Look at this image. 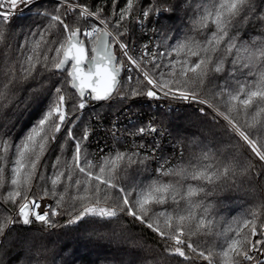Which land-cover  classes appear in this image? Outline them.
<instances>
[{
  "label": "trees",
  "instance_id": "16d2710c",
  "mask_svg": "<svg viewBox=\"0 0 264 264\" xmlns=\"http://www.w3.org/2000/svg\"><path fill=\"white\" fill-rule=\"evenodd\" d=\"M181 2L187 7L177 13L179 19L169 27L180 38L193 36L201 48L182 52L171 61L180 67L177 61L183 60V78L197 80L192 91L187 87L180 90L208 99L228 120L217 115L213 123L211 112L202 117L188 109L178 122L180 131L173 132L171 140H164L159 158L152 154L129 160L127 149L120 154L123 145L116 153L100 157L97 149L101 142L112 145L114 141L99 135L84 151L66 153L59 159L58 149L39 161H22L17 156V171L11 175V165L6 161L0 164V177L6 183L22 180L25 171L31 173V183L11 188L8 208L13 217L27 200L48 196L54 201L58 216L53 219L59 224L92 209L125 212L126 216V210H131L144 222L130 221L119 240H94L88 245L83 240L77 243L76 236L86 239L83 229L100 230L101 224L88 221L80 226V233L57 227L40 241L49 249L41 264H59L61 260L105 264L104 257H116L124 264H144L137 252L140 257L154 256L155 264H185L182 257L188 264H258L253 247L261 249L260 240L254 246L252 241L255 235L264 239V30L249 28L244 35V24L238 22L240 12H251L255 0H249L235 15L222 10L224 0ZM169 55H175L174 50L170 49ZM217 84L219 89L213 91ZM102 110L112 115L116 112L106 104ZM138 111L141 109L133 107L123 116L129 127V119L135 122ZM27 120V114L19 119L13 136L22 133ZM177 138L180 142L173 143ZM161 163L166 167L161 169ZM3 194L7 196L6 191ZM37 232L42 230L34 223L31 231L21 228L19 235L27 238ZM68 239H72L70 248L59 255ZM109 243L112 247L97 246ZM165 251L179 252L180 256H164ZM246 253L251 254L249 260L243 258Z\"/></svg>",
  "mask_w": 264,
  "mask_h": 264
},
{
  "label": "snow or ice",
  "instance_id": "6c2138e0",
  "mask_svg": "<svg viewBox=\"0 0 264 264\" xmlns=\"http://www.w3.org/2000/svg\"><path fill=\"white\" fill-rule=\"evenodd\" d=\"M247 4L249 0H224L221 8L235 15ZM185 7L181 0L170 4L167 0H0V164L6 161L11 165V175L17 171V156L22 161H39L58 149L59 159L66 153L84 151L99 135L114 141L97 149L101 155L116 153L123 145L120 154L127 149L132 160L161 151L164 140H171L173 132L180 131L178 122L190 108L202 117L211 112L215 123L217 113L208 99L191 98L180 91L186 87L192 91L197 84L196 78H183L185 62L178 60L180 67L171 62L182 52L201 48L193 36L180 38L169 27ZM239 21L244 24V35L249 28L264 30V0H255L251 12H240ZM204 39H208L207 33ZM170 49L175 55H169ZM210 83L205 84V90ZM218 89L219 84L213 91ZM105 104L109 109L115 107L114 115L102 110ZM133 107L141 109L135 122L129 119L131 126L121 127V116ZM145 108L149 111L144 112ZM25 114L28 120L22 133L13 136L12 130ZM179 142V138L173 141ZM31 182L27 171L22 180L6 183L0 177V197H5L0 199V264L46 261L49 249L40 241L57 227L80 233V226L88 221L101 224L100 230L84 228L86 239L76 236L77 243L83 240L88 245L94 240H119L130 221L144 223L131 210H126V216L125 212L92 209L59 224L53 219L58 216L53 211L54 201L45 203L47 197L18 210L13 217L8 208L11 188ZM34 223L42 232L22 238L21 228L31 231ZM70 240L63 243L59 255L68 251ZM257 240L264 249L259 235L253 237V246ZM97 246L109 248L112 244ZM177 246H181L179 242ZM116 247L125 250L119 244ZM136 255L144 264H155L150 254ZM163 255L180 253L165 251ZM250 256L246 253L243 258L249 260ZM103 259L105 264H124L116 257ZM182 259L188 264L186 257ZM258 264H264V259Z\"/></svg>",
  "mask_w": 264,
  "mask_h": 264
},
{
  "label": "built area",
  "instance_id": "2783aa9c",
  "mask_svg": "<svg viewBox=\"0 0 264 264\" xmlns=\"http://www.w3.org/2000/svg\"><path fill=\"white\" fill-rule=\"evenodd\" d=\"M183 94H186V95H188L189 97H191V98H199V99H201L202 101L203 100H205V98L204 97H202L201 95H199V94H197V93H193V92H189V91H184V90H180ZM212 105V104H211ZM212 108H213V110L215 111V112H217L218 110H216L215 109V107H213V105H212ZM111 119V118H110ZM125 118L123 117V116H121V118H120V124H121V127H124V126H129V125H127V123L125 122V120H124ZM121 137H123V133H121ZM147 139V138H146ZM104 143V144H103ZM106 143L107 142H101V148H104V146L106 145ZM150 145L151 144H149L148 145V147L149 148H152V145H151V147H150ZM153 156L155 157V158H159L160 157V153H158V152H155V151H153ZM99 156L100 157H103L104 155H101L100 153H99ZM161 166V169H163V168H165L166 166L165 165H163L162 163L160 164ZM45 197H47V200H44V198ZM40 200H44V202L45 203H48V202H53V199L51 198V197H48V196H42V197H40L39 199H37V200H35V201H40ZM32 202H34V201H31V200H27V202L26 203H24V204H22L15 212H14V214H18V210L20 211L25 205H30ZM33 211H35V210H33ZM53 211H57V209L56 208H53ZM263 234H264V230H263ZM256 249V248H255ZM260 258L259 259H264V251H262V250H255L254 251Z\"/></svg>",
  "mask_w": 264,
  "mask_h": 264
},
{
  "label": "rangeland",
  "instance_id": "374dc122",
  "mask_svg": "<svg viewBox=\"0 0 264 264\" xmlns=\"http://www.w3.org/2000/svg\"><path fill=\"white\" fill-rule=\"evenodd\" d=\"M185 91V90H184ZM194 93V92H193ZM218 116H220L221 118L225 119L226 121L228 120L225 116H223L219 111L216 112ZM251 144V143H250ZM42 197V196H41ZM264 230V228H263ZM258 250H262L264 251V249H258ZM259 257V256H258ZM260 258V257H259Z\"/></svg>",
  "mask_w": 264,
  "mask_h": 264
},
{
  "label": "water",
  "instance_id": "95a60500",
  "mask_svg": "<svg viewBox=\"0 0 264 264\" xmlns=\"http://www.w3.org/2000/svg\"><path fill=\"white\" fill-rule=\"evenodd\" d=\"M82 86H84V85H82ZM28 206H29V205H25L20 211H24L25 209L28 208Z\"/></svg>",
  "mask_w": 264,
  "mask_h": 264
}]
</instances>
